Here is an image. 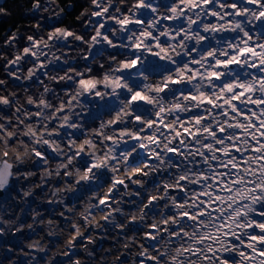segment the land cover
<instances>
[{"label": "clouds", "instance_id": "clouds-1", "mask_svg": "<svg viewBox=\"0 0 264 264\" xmlns=\"http://www.w3.org/2000/svg\"><path fill=\"white\" fill-rule=\"evenodd\" d=\"M21 4L28 31L0 44V264H264L239 239L264 207V3L87 0L68 23L73 0ZM226 141L246 163L225 184Z\"/></svg>", "mask_w": 264, "mask_h": 264}, {"label": "snow or ice", "instance_id": "snow-or-ice-1", "mask_svg": "<svg viewBox=\"0 0 264 264\" xmlns=\"http://www.w3.org/2000/svg\"><path fill=\"white\" fill-rule=\"evenodd\" d=\"M214 2V0H213ZM221 2H224V0H221ZM227 2H231V0H227ZM262 3H264V0H261ZM208 8L212 7V4L209 3L207 5ZM261 15H264V13H261ZM163 39V38H162ZM179 39V37H178ZM158 46V45H157ZM138 47V45H137ZM253 49L251 47H249L248 49H241L240 50V56H244L245 52H252ZM230 55L233 56V60H234V54L230 53ZM233 60H229L228 64L231 65L233 63ZM133 63H135V61H133ZM217 64H219V61H217ZM210 75L212 77H215L217 79H219V77L216 75L215 72L210 73ZM261 80H264V74L261 75L260 77ZM173 84L178 83V81L174 80L172 81ZM81 84H83L85 86V88H88L90 86H94L92 84L91 81L88 80H82ZM223 87L227 88L230 92L233 91L232 86L230 84H225ZM243 88V85H239L236 89H235V94L232 96V100L234 102H239L240 98L242 96H244V92L240 91V89ZM166 90V86L164 89H161V91ZM137 96H140L139 93H137ZM190 98L192 100H196L197 97L195 96H190ZM133 100L136 99V97L132 98ZM141 100L146 99V97H142L140 96ZM203 104H206L208 106L212 105V101L210 99L202 101ZM261 103V109H260V117L256 118L253 122H252V127L259 129V133L257 136V140L256 141H252L249 138V143L252 144V147L250 149V152L254 155H259V160L260 161H264V154H259L258 153V148H264V122H261L262 120H264V101H260ZM249 108H251V111L253 113V115L255 114V108L254 106H249ZM237 111H240V109H236ZM248 108L243 109L242 114L244 116L248 115ZM185 134L189 133V129L188 128H184L183 129ZM205 131H211L213 133V135L217 136L218 140L221 139H225L226 133L225 130L223 128H219V127H214L213 129L209 130V129H205ZM177 135H180V133L178 132ZM237 135L239 136V130H237ZM229 152L228 153H219L220 155H224L226 157H230V156H235L236 160L239 161L240 163L237 164L235 162H233L231 159H228V163H230L232 165V172H229L227 168L223 167V165H221V167L219 169L216 168V165L220 163V161H216L213 165L214 170H223L225 172V175L227 177V180H224V178H221L222 180H224V183L226 184L228 181L235 179V175L236 173L239 172V168H242L244 166V164L246 163V161L244 160V156H242L240 154L239 151V147L234 143V142H229ZM208 141H205V144L207 145ZM213 147H216L217 149L220 148V145L217 143L215 145H213ZM177 149L175 147V145L172 147V149H170V153H176ZM248 153L245 152L244 155H247ZM39 155V153H38ZM205 156L209 155V153L205 152L204 153ZM203 167V166H202ZM247 179V178H246ZM181 185H183L184 180H181ZM254 183V182H251ZM251 183L249 184V186H251ZM193 188H196V185L192 186ZM180 191H183L184 189H179ZM257 195L259 196V192L257 193ZM0 196H2V194H0ZM101 203H105L104 201H101ZM200 207H204L203 205H200ZM243 215V212H242ZM257 216H259V221H255V223L253 224H246V230L248 231L249 235L247 237H244L242 235L239 236V239L244 240L245 244L243 245V247L245 248H249L251 249V251H253L258 257L264 258V207H261L258 212L256 213ZM186 216H188L189 219H191L190 214H186ZM198 219H203V215L198 213L197 216ZM223 226H226V221L224 222ZM239 235V234H238ZM226 238H228L229 240H231V236L226 232L225 233ZM233 242H237V241H233ZM252 242H255L257 247L252 248ZM241 256H246L247 253L246 252H241L240 253ZM249 259L251 257H248Z\"/></svg>", "mask_w": 264, "mask_h": 264}, {"label": "trees", "instance_id": "trees-1", "mask_svg": "<svg viewBox=\"0 0 264 264\" xmlns=\"http://www.w3.org/2000/svg\"><path fill=\"white\" fill-rule=\"evenodd\" d=\"M31 2L32 0H26L25 6L30 7ZM60 3L61 6L66 7L68 0H60ZM73 3L76 7L72 11H67L66 9L65 23L73 22L74 16L82 10L83 7L87 6V0H73ZM0 7L11 13V15L0 13V44H2L6 36L11 35V32L14 30L19 28L21 31H28L27 22L32 20L33 17L24 15L21 0H5ZM0 68H2V62H0Z\"/></svg>", "mask_w": 264, "mask_h": 264}, {"label": "rangeland", "instance_id": "rangeland-1", "mask_svg": "<svg viewBox=\"0 0 264 264\" xmlns=\"http://www.w3.org/2000/svg\"><path fill=\"white\" fill-rule=\"evenodd\" d=\"M4 2H5V0H2V2H0V6L3 5Z\"/></svg>", "mask_w": 264, "mask_h": 264}]
</instances>
